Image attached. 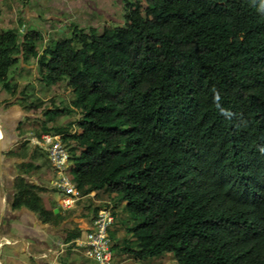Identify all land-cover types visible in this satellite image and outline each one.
Segmentation results:
<instances>
[{
	"label": "trees",
	"instance_id": "1",
	"mask_svg": "<svg viewBox=\"0 0 264 264\" xmlns=\"http://www.w3.org/2000/svg\"><path fill=\"white\" fill-rule=\"evenodd\" d=\"M123 12L100 35L70 25L41 52L38 31L0 27V88L15 96L12 68L31 57L38 82L70 97L22 103L35 118L19 130L61 135L79 194L124 203L122 253L264 264V0H123ZM40 200L20 182L16 207L60 224Z\"/></svg>",
	"mask_w": 264,
	"mask_h": 264
},
{
	"label": "crops",
	"instance_id": "2",
	"mask_svg": "<svg viewBox=\"0 0 264 264\" xmlns=\"http://www.w3.org/2000/svg\"><path fill=\"white\" fill-rule=\"evenodd\" d=\"M4 1L9 3L10 0ZM42 1L52 3V0ZM0 4L2 7L1 2ZM29 11L30 8L24 15L26 18L39 19V14ZM22 63L23 61L20 62L21 67L24 66ZM11 98L0 88V264H96L84 258L80 249L67 245V240L73 233H81V237L87 232V228L92 226L94 210L99 208L100 211L110 205L109 200L98 196L109 193L104 189L92 192L72 207L63 208V195L51 186L55 175L50 162L44 151L34 145V141L39 138L19 130L26 120L35 117L32 118L20 103H12ZM72 120V115L60 116L56 118L55 124L61 126ZM20 182L35 187L41 206L55 216H64V220L60 224L53 220L52 224L47 223L29 208L16 207ZM108 197L113 199L115 196ZM111 203L115 202L111 200ZM119 204L121 210H118V214L121 215L117 219L118 211L114 210L116 223L109 230V236L112 244L119 246L114 250L115 254H124L120 247L131 239L127 228L132 224L121 223L126 215L122 212L124 203ZM71 212L73 214L69 215ZM121 230L126 232V237H121ZM126 256L128 255H125L123 261L127 260ZM115 262L117 263V258ZM138 262L141 260H136V264Z\"/></svg>",
	"mask_w": 264,
	"mask_h": 264
},
{
	"label": "rangeland",
	"instance_id": "3",
	"mask_svg": "<svg viewBox=\"0 0 264 264\" xmlns=\"http://www.w3.org/2000/svg\"><path fill=\"white\" fill-rule=\"evenodd\" d=\"M0 2L2 3V7H0V27L4 29L16 28L21 34L26 33L27 30L38 31L43 36V41L37 45L39 52L47 46L50 40L57 41L71 38L70 25H76L86 33L92 28L96 31V34L100 35L105 26H116L122 23L124 15L123 0H52V3L42 0H10L8 3L0 0ZM29 8L31 10L29 12L39 14L38 20L24 16ZM99 8H102L103 11ZM22 64H24L23 67L20 66V63L13 67L10 74L11 82L18 84L19 87L15 96L9 94L12 97V103H23L25 105L33 102L41 107L45 104V108L49 107L51 101L56 106L68 104L70 97L64 84L59 86L38 85L36 81V60L30 57ZM21 91L22 96L19 94ZM30 116L35 117L32 114ZM43 163L45 164L44 161ZM108 196L111 195L104 193L99 195L98 198L102 197L107 201L109 200L110 205L114 207L116 212L121 210V204L114 205L111 203L112 197ZM118 213L120 211L116 214ZM120 215L118 214L117 219L120 218ZM125 233L124 230H121V237H126ZM125 255H128L126 256L127 260L123 261ZM115 258H117L115 264H136L135 258L129 254L117 252L114 255ZM137 264H175V261L172 254L165 253L153 261H141Z\"/></svg>",
	"mask_w": 264,
	"mask_h": 264
},
{
	"label": "built area",
	"instance_id": "4",
	"mask_svg": "<svg viewBox=\"0 0 264 264\" xmlns=\"http://www.w3.org/2000/svg\"><path fill=\"white\" fill-rule=\"evenodd\" d=\"M34 145L44 151L50 162L55 175L51 186L63 195L62 207L70 208L83 199L84 197L79 194L67 174L70 153L62 142V136L45 134L36 139ZM115 223L114 210L110 205L98 212L90 231L85 232L80 238L70 241L67 245H73L80 249L84 258L92 260L96 264H115V252L108 236L109 230Z\"/></svg>",
	"mask_w": 264,
	"mask_h": 264
},
{
	"label": "clouds",
	"instance_id": "5",
	"mask_svg": "<svg viewBox=\"0 0 264 264\" xmlns=\"http://www.w3.org/2000/svg\"><path fill=\"white\" fill-rule=\"evenodd\" d=\"M50 135H51V134H50ZM90 194H91V193H90ZM90 194H89V195H90ZM109 206H110V205H109ZM111 206H112V205H111ZM112 207H113V206H112ZM101 210H102V209H101ZM113 210H114V207H113ZM109 238H110V237H109Z\"/></svg>",
	"mask_w": 264,
	"mask_h": 264
}]
</instances>
